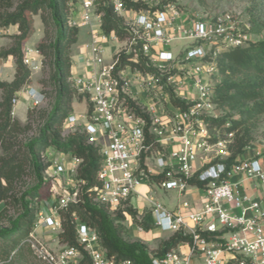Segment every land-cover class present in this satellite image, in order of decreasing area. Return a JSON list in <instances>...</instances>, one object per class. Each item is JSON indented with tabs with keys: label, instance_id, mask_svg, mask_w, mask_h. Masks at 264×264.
<instances>
[{
	"label": "built area",
	"instance_id": "obj_1",
	"mask_svg": "<svg viewBox=\"0 0 264 264\" xmlns=\"http://www.w3.org/2000/svg\"><path fill=\"white\" fill-rule=\"evenodd\" d=\"M97 1L78 0L81 22L71 19L72 25L88 27L91 32L82 59L84 69L71 78L73 88L88 98L89 105L85 113H73L65 122V128L82 127L89 143L99 147V184L91 189L96 202L118 212L130 207L132 199L142 198L151 208L156 228L191 238L190 243H184L189 246L188 255L172 249L164 257L154 258L153 264H264V194L255 199L232 180L239 174L244 181L256 182L264 189V166L250 158L227 168L224 161L230 155L228 144L233 135L212 145L207 125L210 118L219 117L213 101L217 57L246 45L251 37L238 29L229 14L192 19L175 4L162 0H128L144 5L140 11L127 9L124 0H112L116 14L130 20L126 26L130 36L121 40L115 33L103 32ZM179 43L187 45L174 48ZM24 51V63L32 72L40 70L44 58L38 48L25 46ZM121 54L130 56L124 67L120 66ZM140 54L154 72L133 65L139 63ZM22 92L31 107L46 100L40 90L23 88L13 99L12 115ZM172 95L184 102L186 109L176 107ZM135 107L147 114L150 122ZM149 136L154 137L156 147L148 142ZM215 150L213 161L201 156ZM153 153L156 170H149L145 160ZM262 155L256 153L257 157ZM72 160L69 167L52 161L46 171L52 196L41 208L27 239L34 255L44 264H81L85 255L91 264H134L109 256L97 231L80 222L77 238L82 249L60 243L59 212L79 203L84 184L76 179L81 160ZM158 175H164L156 183L160 189L176 190L181 195L189 187L186 178L197 176L206 182L200 189L201 208L194 209L191 202L183 201L171 210L153 195L140 192V186L152 183L151 176ZM40 227L56 233L57 240L38 236ZM203 233L214 234V238L207 239Z\"/></svg>",
	"mask_w": 264,
	"mask_h": 264
},
{
	"label": "trees",
	"instance_id": "obj_2",
	"mask_svg": "<svg viewBox=\"0 0 264 264\" xmlns=\"http://www.w3.org/2000/svg\"><path fill=\"white\" fill-rule=\"evenodd\" d=\"M75 1L0 0V29L10 26H18L19 29L18 35L9 36V47L0 48L1 60L12 57L15 62L14 79L11 82L0 80V205H3L0 209V264H44L36 258L27 239L34 231L41 208L52 196L50 180L46 175L51 166L47 160L50 150L80 159L76 179L84 182L79 191V203L59 212L60 243L82 249L77 238V223L80 222L97 231L101 245L109 256L121 261L131 260L134 264H153L154 258L164 257L182 243H190L191 238L174 234L161 242L154 252H149L142 242L125 239V230L120 223L127 219V215L148 231L151 226L145 221L146 217L140 220L133 207L112 216L107 207L96 202L91 189L99 184L98 174L102 165L99 147L89 143V136L83 130L63 136L65 122L74 112L75 101L86 100L89 105L88 98L78 94L71 81L72 48L80 34V28L71 24ZM124 2L129 10L145 8L142 4ZM96 12L102 15L105 34L115 33L121 40L130 36L123 18L116 14L112 0H98ZM38 14L41 15L45 35L37 48L48 69V78L41 83L44 87H52V92L43 91L42 94L51 97L53 102L49 111L41 112L43 125L39 134L28 137L32 125L30 122L23 125L13 118L12 111L13 99L31 81L32 71L24 63V50L34 33L33 16ZM129 58V55L121 54L120 66L129 64ZM146 62L147 58L140 54L139 63L133 65L142 71L154 72ZM217 68L213 101L218 109L233 112L237 118H210L207 122L211 131L209 142L213 145L233 135L228 144L230 155L224 161L230 168L238 164L240 156L247 152L254 140L253 131L259 125L258 120L264 115V40L250 41L244 46L221 52L217 57ZM172 103L186 109V104L173 95ZM135 109L150 122L147 114L138 107ZM32 114L29 109V117ZM148 140L153 148L157 146L154 137L149 136ZM27 178H30V183H27ZM163 178L164 175L151 176V181L160 182ZM185 182L199 189L207 185L197 176L186 178ZM202 236L214 238V234L210 233H203ZM81 264H91L87 255Z\"/></svg>",
	"mask_w": 264,
	"mask_h": 264
},
{
	"label": "rangeland",
	"instance_id": "obj_3",
	"mask_svg": "<svg viewBox=\"0 0 264 264\" xmlns=\"http://www.w3.org/2000/svg\"><path fill=\"white\" fill-rule=\"evenodd\" d=\"M162 2L175 4L189 18L192 19L216 18L217 16L220 15L229 14L230 16L233 17L234 21L237 24L238 29L247 33L251 37V41L264 40V0H162ZM33 21H34L33 22L34 33L26 42V46L36 48L44 38L43 37L42 39H40L37 36L38 34L37 29L38 27L41 26L42 34L44 33L45 35V27L40 14L33 16ZM123 21H124V26L126 27L130 22L129 16L124 17ZM37 22H39L41 25L37 24ZM88 39L89 38L87 37L85 31L81 30L79 34V39L72 48L74 61L76 60V57H78L79 52L82 50L85 42H87ZM186 45H187L186 43L174 44V48L184 49ZM32 73L34 74V76L32 77L37 82L38 90H40L41 92L43 91L52 92V87L50 86L44 87L43 84L41 83V80H47L48 78V69L46 66H44V64L39 71H33ZM75 73H79V72L75 71ZM23 93L24 92L20 94V97L21 95H23ZM1 96L2 93L0 92V101H1ZM45 97L46 100L41 106L34 108L31 107L29 104L27 106L23 105L24 107H21L22 108L21 110L17 109L15 114L12 115L13 118L18 119L23 125L30 122V124L32 125V130L27 134L28 137H33L39 134L40 129L43 125V119L40 117L41 112H43L44 110L49 111L51 108L53 99L48 95H46ZM87 108L88 105L86 100L75 101L73 113L75 114L85 113L87 111ZM29 109L32 110L33 112L31 117H29L28 115ZM215 114L219 116V118L222 117L237 118V116L233 112H229L227 110H222L218 108L215 110ZM258 122H259L258 127H256L253 131L254 140L250 145L251 148L250 150L253 152H260L264 154V115H262L259 118ZM78 130H84V129L78 126L73 129L65 128L63 131V136L68 137L69 135L74 134ZM50 152H52L53 155L56 156L57 160L63 163L66 167H69L73 162L72 156L70 155H65V160H63L62 159L63 155L61 153H58L55 150H50ZM0 154H1V150H0ZM215 155H216V150L205 152L201 156L209 157L210 161H213L215 160ZM47 160L50 161L49 155H47ZM27 183H30V178H27ZM23 187L25 186L23 185ZM177 200L178 197L176 196V193H171L169 194L168 197L162 198V201L166 204H169V202H174ZM44 206H46V204ZM2 207L3 205H0V209ZM11 213H13V211H11ZM118 213L119 212H110L112 216H115ZM149 219L150 220L152 219L154 221L153 215H151V217L149 216ZM131 224H134L131 218H129L128 222H126L125 220L124 222L120 223V225L125 230L123 233V237L130 242H134V241L142 242V240L146 241L143 238L144 235L139 237L135 234V232H133V230L131 229L132 227ZM141 232L142 231H138V233ZM169 235L170 233L163 234L164 237ZM42 236L44 239L50 237V240L52 241L55 239L57 240L56 233L54 232L45 233ZM170 237H172V235H170ZM162 241L163 240L157 242L156 240H154L153 242L154 246L152 245L153 243L151 242L146 241L147 243L144 242L142 243L146 245L149 252H154L155 250H157V246L155 244L158 243L159 245Z\"/></svg>",
	"mask_w": 264,
	"mask_h": 264
},
{
	"label": "crops",
	"instance_id": "obj_4",
	"mask_svg": "<svg viewBox=\"0 0 264 264\" xmlns=\"http://www.w3.org/2000/svg\"><path fill=\"white\" fill-rule=\"evenodd\" d=\"M80 11H81L80 4H79L78 0H76L75 3L73 4L72 20L75 21L78 24L81 22ZM37 24L41 25L39 22H37ZM79 28H80V31L81 30L85 31V33H86V35H87V37L89 39H88L87 42H85L84 47L79 52V55H78V57H76L75 61L73 60V54H72V62H73L72 71H73V74L75 73V71H78V72H82L83 71L84 66L82 64V59H83V57H84V55L86 53L85 46L91 41L90 29L88 27H82V26H79ZM37 33H38L37 36L40 39H42L44 37V33L42 34L41 26L38 27ZM18 34H19L18 26H10L7 29L3 30V35L0 36V48H8L9 44H10L9 43L10 42L9 36H15V35H18ZM27 47H29V46H27ZM37 71H39V70H37ZM32 76H34L33 73H32ZM32 76H31L30 83L27 86H25L24 89H26L28 87L29 88L30 87H34V88L38 89L37 88V82L34 80V78ZM14 77H15V62H14V59L12 57H9L6 60H1L0 59V80L1 81H5V82H11L14 79ZM28 104H29V99L26 96V94L23 93V95H21V97H20L19 103L15 107V112H16L17 109L21 110L22 109L21 107H24L23 105L27 106ZM256 153L257 152H253V151L249 150L246 153H244L243 155H241L239 160L243 161V160H246V159L255 158V159H258L264 166V155H262L260 157H257ZM48 155H49V160L51 162L57 160L56 156L53 155L52 152L49 151ZM62 155H63L62 159L65 160V155L64 154H62ZM145 164H146V166H147V168L149 170H156L154 153L146 158ZM198 166H200L199 163H198ZM232 180L235 181V182H239L241 184V188H242L243 192H245L249 196H251V197H253L255 199H259V198L263 197L264 189L258 183L244 181L242 175H239V174L233 176ZM156 183L157 182L144 184V185L139 187V190L143 194L153 195L154 197H156L162 203H164L162 201V198L168 197L169 194H171V193H176V196L178 197L177 201L169 202V204L164 203L171 210L176 209L179 206V204L181 202H183V201L191 202L193 204L194 209H200L201 208V206L203 204V192L200 189H198L197 187L189 186L187 191L185 192V194L181 195L176 190H173V191L162 190L156 185ZM146 205H147V207H146ZM130 207H133L138 212V218L140 220L143 217H146L145 221L151 226V229L146 231V230L142 229L141 227L139 228V226L137 224H135V223L131 224V226H132L131 229L133 230V232H135V234L137 236L141 237V236L144 235L143 238L147 242L153 243L154 240H156L157 242H159L161 240L166 241V240H168L170 238V235H173V234L170 233L169 236L164 237L163 234L164 233H168V232H163L162 230H160V229H158V228H156L154 226V221L152 219L151 220L149 219V216L151 217V215H152L151 208H149L150 206L142 198H134V199H132L130 201ZM129 218H131V217L127 215L126 222L129 221ZM138 231H142V232L138 233ZM50 232L51 231L48 230L47 228L40 227L36 231V234L38 236H42L43 234L50 233ZM46 239L50 240V237H48ZM146 241L142 240V242H144V243H147ZM152 245L154 246V243ZM155 245L157 246V248L159 247L158 243L155 244ZM177 250L182 252L185 255L189 254V246H188V244H184V243L180 244L177 247Z\"/></svg>",
	"mask_w": 264,
	"mask_h": 264
}]
</instances>
